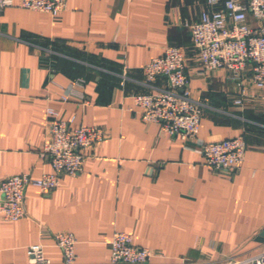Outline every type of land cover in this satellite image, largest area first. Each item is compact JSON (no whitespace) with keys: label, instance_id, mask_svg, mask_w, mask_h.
I'll use <instances>...</instances> for the list:
<instances>
[{"label":"crops","instance_id":"1","mask_svg":"<svg viewBox=\"0 0 264 264\" xmlns=\"http://www.w3.org/2000/svg\"><path fill=\"white\" fill-rule=\"evenodd\" d=\"M16 3L18 0H14ZM207 0H67L58 17L18 5L0 18V178L52 173L43 155L47 109L75 125L101 127L84 171L50 193L26 190V217L0 215V264H26L40 244L63 260L54 234L74 235L79 264H108L114 233L152 250L151 264H213L264 251V88L239 86L226 69L203 73L188 23ZM168 47L186 60L191 96L202 104L199 135L171 137L145 124L134 97L151 86L145 67ZM67 97V101L63 98ZM241 97L242 106L235 101ZM243 136L241 166L219 174L204 146Z\"/></svg>","mask_w":264,"mask_h":264},{"label":"built area","instance_id":"2","mask_svg":"<svg viewBox=\"0 0 264 264\" xmlns=\"http://www.w3.org/2000/svg\"><path fill=\"white\" fill-rule=\"evenodd\" d=\"M17 5L58 17L67 8V0H18L17 3L0 0V18L5 10ZM207 5L213 9L211 12L203 11L197 21L187 24L193 46L200 54L203 73L226 69L240 87L250 80L257 88H264V0H207ZM144 72L147 85L163 78L168 86L156 93L134 97L143 122L158 125L161 132L171 137L185 141L195 139L201 128L203 107L191 96L183 51L168 47ZM63 101H67V97ZM235 103L242 106V98ZM46 114L50 139L45 143L43 155L49 160L52 173L40 178L31 174L0 178V215L6 221L17 222L26 217L29 187L50 193L58 188L63 176L81 175L86 151L106 139L101 127L75 125L74 120H64L52 108H48ZM246 150L244 137L238 136L205 144L203 152L208 167L216 173L228 174L241 166ZM53 237L63 256L58 264H79L74 235L63 232ZM111 249L108 264H151L150 260L156 255L150 249L136 246L131 235L119 231L114 233ZM27 255L26 264H55L45 257L40 244L30 246ZM213 264H264V251L244 259L229 258Z\"/></svg>","mask_w":264,"mask_h":264},{"label":"water","instance_id":"3","mask_svg":"<svg viewBox=\"0 0 264 264\" xmlns=\"http://www.w3.org/2000/svg\"><path fill=\"white\" fill-rule=\"evenodd\" d=\"M256 242L260 244H264V229L256 237Z\"/></svg>","mask_w":264,"mask_h":264}]
</instances>
